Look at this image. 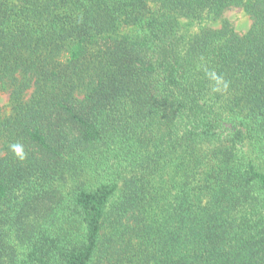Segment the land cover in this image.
<instances>
[{"label": "trees", "instance_id": "1", "mask_svg": "<svg viewBox=\"0 0 264 264\" xmlns=\"http://www.w3.org/2000/svg\"><path fill=\"white\" fill-rule=\"evenodd\" d=\"M1 93L0 264H264V0H0Z\"/></svg>", "mask_w": 264, "mask_h": 264}, {"label": "rangeland", "instance_id": "2", "mask_svg": "<svg viewBox=\"0 0 264 264\" xmlns=\"http://www.w3.org/2000/svg\"><path fill=\"white\" fill-rule=\"evenodd\" d=\"M223 17L228 19L232 23L234 29L239 33L246 32L252 23L250 16L239 7H231L227 9L223 13ZM218 24V22H215L213 25L215 26ZM0 108L3 111L8 110V98L6 93L0 94Z\"/></svg>", "mask_w": 264, "mask_h": 264}, {"label": "clouds", "instance_id": "3", "mask_svg": "<svg viewBox=\"0 0 264 264\" xmlns=\"http://www.w3.org/2000/svg\"><path fill=\"white\" fill-rule=\"evenodd\" d=\"M226 87V85H225ZM10 149L13 153L21 160L25 158V153L23 151V147L20 144H12L10 145Z\"/></svg>", "mask_w": 264, "mask_h": 264}]
</instances>
